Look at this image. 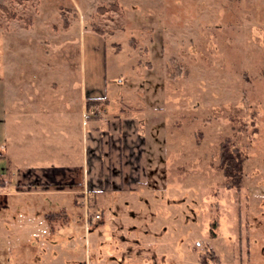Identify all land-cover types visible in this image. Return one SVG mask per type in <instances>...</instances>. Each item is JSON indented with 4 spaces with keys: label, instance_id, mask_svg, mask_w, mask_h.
Wrapping results in <instances>:
<instances>
[{
    "label": "rangeland",
    "instance_id": "obj_1",
    "mask_svg": "<svg viewBox=\"0 0 264 264\" xmlns=\"http://www.w3.org/2000/svg\"><path fill=\"white\" fill-rule=\"evenodd\" d=\"M2 81L12 100L36 105L33 128L58 131L50 141L75 160L82 138L59 133L76 126L79 82L87 96L108 98L107 113L129 108L145 131L147 168L134 190L97 188L85 211L73 203L69 228L43 233L31 251L15 238L0 243V264H28L17 260L24 249L46 258L55 237L58 250L89 252L92 263L103 250L104 264H248L264 231V0H0V92ZM226 137L243 157L239 186L227 187L219 166ZM93 173L98 187L99 165ZM0 174L2 198L18 171ZM68 194L67 203L85 201ZM56 197L37 194L38 207ZM13 203L0 218L16 214Z\"/></svg>",
    "mask_w": 264,
    "mask_h": 264
},
{
    "label": "crops",
    "instance_id": "obj_2",
    "mask_svg": "<svg viewBox=\"0 0 264 264\" xmlns=\"http://www.w3.org/2000/svg\"><path fill=\"white\" fill-rule=\"evenodd\" d=\"M9 88V84L2 81L0 92V172L4 173L9 169H15L18 171V180L12 181L14 184L8 189L9 191L1 195L3 199L0 198V209L6 208L12 212L13 201L18 204L14 208L16 214L11 217L6 214L0 218V243L15 238L19 245L26 244L28 245L27 250L31 251L30 245L33 248L35 239L38 240V243H42L41 235L43 233L48 231L52 234L58 228L61 230L60 227H65L61 231L68 229L70 224L67 221L68 207L72 208L73 203H81L85 207L83 208L85 211L86 201L93 190L99 188L102 191L112 190L115 193L134 190L146 174L147 138L141 119L130 114L131 110L128 107L127 112L121 110L117 113H107L104 110V105L95 104L93 106L100 109L99 114L85 115V111L93 106L87 105L90 96H87L86 92L83 93L81 82H79V106L76 110H71L74 116L72 123L76 126L69 125L59 133L64 142L69 140L68 135H70V139L77 135L82 138L78 145L81 156L75 160V153H71V149L67 151L62 145H54L50 141L52 136L58 137V131L54 132L51 127L38 128L36 126L37 128H33L29 117L36 105H33L31 109H26L25 106H29L30 102L26 103L25 99L20 96L17 100H12ZM18 90H20V86ZM32 96L34 98L37 96L36 91ZM44 102L46 103V100ZM40 104H42V100H40ZM55 104V101L49 102L45 110L55 109ZM16 106L18 114L11 117V110ZM38 107L40 106L38 105ZM35 111L38 112V109ZM43 111L44 108L38 113L42 115ZM35 119L37 118L34 116L32 120L35 121ZM34 139H39V146L34 150L33 155L27 156L24 149L28 148ZM69 146L67 145L66 148ZM25 157H30L32 160L25 161ZM98 165L100 176L98 187H96L92 177H95L93 171ZM75 187L77 189H74ZM59 192L63 193L61 199L57 197L50 199L51 204L45 209L42 208V205L40 208L38 207L40 203L37 201V194ZM73 192H77V196L84 197L85 201L78 200L80 197H76V199L72 197L70 198L71 205H69L67 197L70 194L68 193ZM31 197L34 198L31 199ZM42 213L44 214L42 215ZM63 217L64 219H62ZM261 227L263 229L264 225ZM83 228L85 229L82 245L84 242L87 245L90 226L83 222ZM53 240L50 247L52 252L50 249L51 253L49 252L46 258L38 256L39 259L37 257L35 258L37 260L33 262L34 258L26 257L22 253L24 249L20 255H17V260L28 259V264H104L107 259L103 250L101 254L97 252L92 258L94 263L90 262L89 252H86V257L74 254L73 251L63 253L58 250L63 245L59 238L55 237ZM256 240L254 252L248 250V264H264L263 230L259 232ZM115 259L116 257H114Z\"/></svg>",
    "mask_w": 264,
    "mask_h": 264
},
{
    "label": "trees",
    "instance_id": "obj_3",
    "mask_svg": "<svg viewBox=\"0 0 264 264\" xmlns=\"http://www.w3.org/2000/svg\"><path fill=\"white\" fill-rule=\"evenodd\" d=\"M21 1V0H20ZM115 5V4H114ZM9 15H15L8 12ZM108 98L90 97L87 100V105L107 103ZM239 147L231 140V137H226L220 143L219 166L222 174L226 177L225 185L227 187L235 184L239 186L243 178V157L240 155ZM50 216V214H48ZM216 257V255H215Z\"/></svg>",
    "mask_w": 264,
    "mask_h": 264
},
{
    "label": "built area",
    "instance_id": "obj_4",
    "mask_svg": "<svg viewBox=\"0 0 264 264\" xmlns=\"http://www.w3.org/2000/svg\"><path fill=\"white\" fill-rule=\"evenodd\" d=\"M99 112H100V109L97 107V106H93L92 108H90V109H88L87 111H85V115H97V114H99ZM3 180H2V178H1V174H0V183L2 182ZM8 182H9V180H8V178H6V179H4V184H8ZM1 188H3V189H5V187L3 186V187H0V190H1ZM2 189V190H3ZM7 190H8V188H7ZM6 192H8V191H6ZM100 215L98 214V213H96L95 215H94V218H98Z\"/></svg>",
    "mask_w": 264,
    "mask_h": 264
}]
</instances>
